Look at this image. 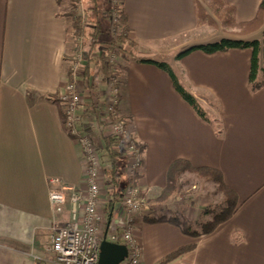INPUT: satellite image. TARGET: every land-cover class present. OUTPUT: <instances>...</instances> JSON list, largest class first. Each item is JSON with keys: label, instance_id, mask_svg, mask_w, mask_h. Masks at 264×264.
Returning a JSON list of instances; mask_svg holds the SVG:
<instances>
[{"label": "crops", "instance_id": "obj_1", "mask_svg": "<svg viewBox=\"0 0 264 264\" xmlns=\"http://www.w3.org/2000/svg\"><path fill=\"white\" fill-rule=\"evenodd\" d=\"M225 1L235 7L237 21L245 22L256 17L263 0ZM120 3L128 41L135 47L134 56H122L117 66L119 113L131 120L134 138L144 147L142 196L159 198L170 166L184 159L195 167L219 170L238 197L232 218L199 239L169 222L139 219L135 239L142 263L264 264V86L252 90L249 85L252 52L196 51L176 59L187 48L222 38L261 40L264 26L246 36L223 32L220 26L216 32L198 24L196 0ZM67 13L66 0H0V264H33V255L50 259L54 228L70 222L71 207L68 203L63 213L53 212L49 179H60L67 189L86 187L82 147L68 135L59 101L72 51L78 47ZM207 29L222 35L198 37ZM137 56L165 59L210 122L178 94L167 72L139 63ZM95 69L98 75L91 78L105 92L110 70L101 60ZM95 109H83L80 123ZM101 136L94 137L99 146ZM207 205L180 201L170 213L195 227ZM120 207L113 215L115 229ZM103 211L107 215L104 206ZM160 211L150 218L165 216ZM192 244L193 251L164 262Z\"/></svg>", "mask_w": 264, "mask_h": 264}, {"label": "built area", "instance_id": "obj_2", "mask_svg": "<svg viewBox=\"0 0 264 264\" xmlns=\"http://www.w3.org/2000/svg\"><path fill=\"white\" fill-rule=\"evenodd\" d=\"M123 27V17L113 8L111 10L112 36H121ZM119 54L120 49L116 46L111 50L107 47L95 54L99 58H106L107 66L111 68L107 84L108 92L102 118L83 124L80 123L79 113L86 107L94 109L93 104H87L83 98L95 93V84L93 78L85 80L87 61L83 53L79 51L71 59V66L59 101L68 135L78 141L82 147L86 162V187L67 189L62 186L58 178L48 180L51 187L49 200L53 212L63 213L69 203L70 222L66 226L54 228L49 248L50 259L33 255V264H98L101 243L106 231L108 241L119 243L121 238L128 248V256L121 264H143L142 249L135 239V229L138 219L150 214L139 184L144 150L134 138L131 120L122 117L119 113L120 84L117 70ZM108 135L117 136L124 142L127 158L128 183L119 203L121 205L120 223L114 230L111 227L112 221L107 223V215L103 211V206L106 208L108 199L103 198V194L106 195L103 165L100 146L94 139L96 136ZM67 191L70 193L67 194Z\"/></svg>", "mask_w": 264, "mask_h": 264}, {"label": "trees", "instance_id": "obj_3", "mask_svg": "<svg viewBox=\"0 0 264 264\" xmlns=\"http://www.w3.org/2000/svg\"><path fill=\"white\" fill-rule=\"evenodd\" d=\"M73 10L66 15L72 19V29L78 43V47L83 53L87 66L85 68V80H90V64L93 60L96 62L102 61L107 64L106 58H99L94 55V51L101 47H108V50L114 46L120 49L123 56H134L132 48L135 47L133 42L128 41V29L123 20V32L121 36H112L109 33L108 26L104 25V21H110L111 26V10L103 8L99 0H85L83 15H77L76 8L82 3V0H71ZM121 2L122 0H115ZM59 4L61 0H58ZM204 4L208 6L212 14L219 21L224 32L246 36L259 31L264 26V0L262 1L256 17L252 20L239 22L235 17V7L227 3L225 0H196V12L198 24L216 27L217 23L214 18L209 15L204 8ZM108 6V5H107ZM120 15L124 17L121 5H115ZM250 50L252 52L251 66L249 73V85L252 90H258L264 86V31L262 39L244 40L222 38L218 41L206 44L195 45L187 48L176 55L177 60H181L193 52L201 51L205 54H215L219 52H228L230 50ZM139 63L154 65L170 76L173 86L178 94L197 112V114L205 121L210 122L208 114L203 109L198 99L190 93L180 82L177 74L165 61H159L147 58L145 56H137ZM110 70L111 68L108 67ZM87 112V111H86ZM85 112V113H86ZM103 144L100 146L101 161L103 165V173L105 180L106 196L108 204L106 207L107 223L111 222L116 209V206L121 202L125 191L127 180V158L124 150V142L117 136L102 137ZM142 150L144 147L140 144ZM195 174L199 178L211 181L217 185V189L224 197V205L218 209L211 211L212 219L202 224L201 230L194 228L193 224L176 215L172 217L146 218L147 223H165L169 222L179 227L182 232L190 237L199 239L202 236L209 235L217 229V227L232 218L238 207V197L236 193L230 189L224 182L223 176L219 170L210 167H195L190 162L184 159L176 160L168 170L167 186L163 190L160 200L170 197L177 187V177L183 174ZM208 212V208L205 210ZM119 243H121L119 241ZM196 248L195 244L184 246L169 254L164 262L168 263L180 256L193 251Z\"/></svg>", "mask_w": 264, "mask_h": 264}, {"label": "rangeland", "instance_id": "obj_4", "mask_svg": "<svg viewBox=\"0 0 264 264\" xmlns=\"http://www.w3.org/2000/svg\"><path fill=\"white\" fill-rule=\"evenodd\" d=\"M99 1H100V4L103 5V8H109V10H112L113 6H115V5L120 6V4H121L120 2H117L115 0H99ZM66 2L69 3V12L72 11L73 10V4L71 3L72 1L66 0ZM85 3H86V1L82 0V3H80L79 6L76 8L77 15H83V11H84L83 6ZM203 7L206 8L207 13L209 15H211L217 23V26L214 27L216 29L215 31L221 32V29L218 30V26L221 27V25H220L219 21L217 20V18L215 17V15L212 14L211 9L208 6H206L205 4ZM108 24H109V33L112 37L110 21L105 20L104 25L108 26ZM216 32H214V29H207V31L200 33L198 37H211L212 39H214V38H216V36L218 34V33L216 34ZM71 34H73L72 30H71ZM205 35H207V36H205ZM218 35H222V34H218ZM78 48L79 47H77V48L75 47L74 48L75 50L72 51L71 59L73 58V56L78 54V50H79ZM104 49H107V46L101 47V48L97 49L96 51H94V55L97 52L103 51ZM174 54L175 53L171 54L169 57L173 58ZM122 56L123 55L121 53L118 55V63H119V60ZM158 59H159V61H166L163 58H158ZM98 64H99V62L98 61L96 62L95 60H93L91 62V64H90V75L91 76L97 77L98 74L96 72L95 66ZM105 66H106V69H108V67H110V66H107V64H105ZM117 66H119V65L117 64ZM96 87H98V86H96V84H95L94 85L95 93L91 94V96H89V97L84 96V98H83V100H85V102L87 104H93L92 107L96 108L94 112H92V113L90 112L89 114L87 113L85 122L95 120V119H101L103 116L102 114L104 111V103H105V99H106V95H107L106 91L108 92V90H106L104 92V91L100 90L99 88L96 89ZM93 114H94V116H93ZM95 114H96V116H95ZM124 118H126V117H124ZM126 119H129V118H126ZM96 144L98 145L97 142H96ZM176 181H177V187L170 197H168L164 200H160L159 199L160 197L159 198H148V197L145 198L146 202L148 204L150 214H149V216L142 218V220H145L146 218L150 217L151 213L153 211L157 210V208H159V207L162 208V212L160 211L159 213L158 212H156V213H158V215L160 213H164L165 217L169 218V217L174 216L173 214L170 213V208L173 209L174 206L179 204L180 201L185 202V204H194V203L198 204L199 202L207 201L208 202L207 208H208L209 213H204L205 215H204L203 221L198 222L197 226L194 227L195 229L200 231L202 224L204 222H206L205 220H207V218H212L211 211L214 209H218L219 207L224 205L225 197L221 192L218 191L216 185L213 182L199 178L195 174H188V173L183 174L182 176L177 177ZM142 195H144V194H142ZM158 205H160V206L157 207ZM160 217H162V216H160ZM113 230H114V228H113ZM110 232L112 233L111 230H110Z\"/></svg>", "mask_w": 264, "mask_h": 264}, {"label": "water", "instance_id": "obj_5", "mask_svg": "<svg viewBox=\"0 0 264 264\" xmlns=\"http://www.w3.org/2000/svg\"><path fill=\"white\" fill-rule=\"evenodd\" d=\"M110 224H108L109 226ZM108 230V229H107ZM128 256V248L125 244L107 240V231L101 243L100 258L98 264H121Z\"/></svg>", "mask_w": 264, "mask_h": 264}]
</instances>
